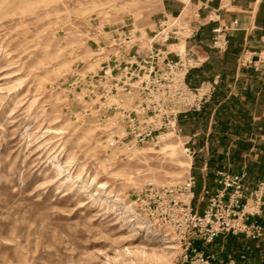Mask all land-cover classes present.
Returning <instances> with one entry per match:
<instances>
[{
  "label": "rangeland",
  "instance_id": "374dc122",
  "mask_svg": "<svg viewBox=\"0 0 264 264\" xmlns=\"http://www.w3.org/2000/svg\"><path fill=\"white\" fill-rule=\"evenodd\" d=\"M182 1L171 13L166 0H0V264H264V178L202 174L212 150L207 129L193 135L199 119L179 122L210 92L173 123L158 104L160 89H144L131 75L130 58L152 39L189 68L195 63L186 46L195 14L191 0ZM173 19L183 36L162 41L160 25ZM144 125L163 140L143 141L133 128ZM170 132L178 156L191 155L188 172L159 151ZM261 150L256 177L264 173V142ZM222 173L243 175V201L257 211L245 221L255 228L187 248L146 218L147 181L190 179L191 204L202 211L222 187ZM124 205L152 230L131 220Z\"/></svg>",
  "mask_w": 264,
  "mask_h": 264
},
{
  "label": "crops",
  "instance_id": "0c3cea01",
  "mask_svg": "<svg viewBox=\"0 0 264 264\" xmlns=\"http://www.w3.org/2000/svg\"><path fill=\"white\" fill-rule=\"evenodd\" d=\"M182 2L166 0L163 7L176 13ZM191 4L196 32L186 46L195 63L186 80L192 87L211 83L213 88L207 103L180 116L179 122L199 119L196 131L189 134L196 135L203 125L207 129L206 145L210 143L212 150L206 153L202 174L245 171V181L254 183L264 178V173L256 177L253 172L261 163L264 142V0H191ZM217 27L225 28L227 43L222 50L211 45ZM245 56L250 63L243 64ZM219 127L221 134L215 131ZM218 144L220 148L215 147Z\"/></svg>",
  "mask_w": 264,
  "mask_h": 264
},
{
  "label": "built area",
  "instance_id": "2783aa9c",
  "mask_svg": "<svg viewBox=\"0 0 264 264\" xmlns=\"http://www.w3.org/2000/svg\"><path fill=\"white\" fill-rule=\"evenodd\" d=\"M166 22L160 25L161 28L157 32L162 41L179 39L183 36L178 29L180 25L176 19L170 23ZM234 23L236 24L237 21ZM224 31L223 27L214 29L215 34L211 42L213 47L221 50L225 48L227 40L223 35ZM192 33L193 30L189 35ZM152 40L130 58V66L136 64L131 75H136L138 78L136 82H140V86L144 89L148 90L149 85L154 89L155 87L160 89L157 96L158 104L161 108L166 106L163 109L172 113L174 123L178 113L199 109L213 86L211 83H202L198 87H189L185 81L189 67L185 65L181 54L176 50L155 48ZM171 52H174L176 58L171 57ZM144 89L141 92H144ZM148 105L149 101L146 106ZM148 126L144 125L142 130H138L136 126L133 132L143 135V141L160 142L161 135H151L152 128L147 130ZM222 176V187L209 195L202 211L191 204L194 194L191 190L193 182L190 179L183 183L165 185H155L152 181H147L145 188L150 197L145 203L146 218L166 236H171L187 248L193 246L195 240L209 243L222 233H235L255 228L248 226L245 221L246 214L253 215L257 211L248 210L247 202L243 201L242 192L245 188L242 183L243 175L222 173ZM258 188L260 190L264 188V181L260 182ZM229 190L231 191L228 192ZM252 236H256L255 230Z\"/></svg>",
  "mask_w": 264,
  "mask_h": 264
},
{
  "label": "bare ground",
  "instance_id": "6f19581e",
  "mask_svg": "<svg viewBox=\"0 0 264 264\" xmlns=\"http://www.w3.org/2000/svg\"><path fill=\"white\" fill-rule=\"evenodd\" d=\"M172 137H173L172 132H170V134L169 133H164V141L161 144V146L159 148V151H160V153H162L166 157H168L175 164L177 169H180L182 171L184 170V171L188 172V168L190 166V161H191V155H186L184 157H179L178 156L179 145L172 139ZM161 139L163 140V138H161ZM138 151H140V150H138ZM184 151L188 152L186 147L184 148ZM140 153H142V152L140 151ZM99 186H103V184H100ZM124 209H125V213H127L131 217V220H139L140 223H144L141 226L148 227V230H150V231L152 230L151 229L152 225H150L149 223L145 222V220H143L139 216V214L133 209L132 206L124 205Z\"/></svg>",
  "mask_w": 264,
  "mask_h": 264
}]
</instances>
